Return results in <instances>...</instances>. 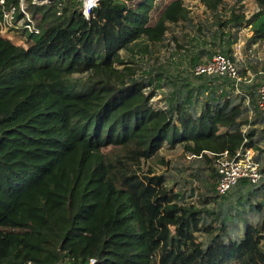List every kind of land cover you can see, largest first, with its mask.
<instances>
[{"label": "trees", "instance_id": "trees-1", "mask_svg": "<svg viewBox=\"0 0 264 264\" xmlns=\"http://www.w3.org/2000/svg\"><path fill=\"white\" fill-rule=\"evenodd\" d=\"M253 1L252 30L263 39L264 0ZM24 3L38 33L22 29L26 47L0 35V264H264V219L246 224L238 242L224 223L203 227L210 211L182 203L151 165L168 164L159 154L164 145L206 162L242 143L255 146L228 94L211 92L195 111L212 79L233 82L192 74L212 52L192 56L190 75L201 84L175 87L164 109L151 104L148 88L161 75L139 74L134 52L149 54L170 24L190 22L183 1L97 0L88 19L83 0ZM200 3L218 27L214 48L226 28L245 21L233 8L222 21L223 0ZM2 8L13 9L14 23L24 19L19 0H4L0 19ZM143 161L151 162L145 170ZM200 232L207 244L197 241Z\"/></svg>", "mask_w": 264, "mask_h": 264}, {"label": "rangeland", "instance_id": "rangeland-1", "mask_svg": "<svg viewBox=\"0 0 264 264\" xmlns=\"http://www.w3.org/2000/svg\"><path fill=\"white\" fill-rule=\"evenodd\" d=\"M182 1L189 9L190 22L170 24L164 40L161 43L149 45V54L134 52L133 65L140 69L139 74L148 71L145 75L146 79L149 74L152 77L161 75V78L148 88V90L154 88L155 92L151 104L155 108L164 109L175 87L182 88L181 85L189 84V87L196 88L202 83L190 75L192 56L199 54L202 50L212 52L211 55L216 53L231 55L241 81L235 85L231 81L225 83L222 79H212L211 89L196 98L195 111L199 113L210 100H213L214 96L211 92L228 94L227 97L234 100L241 109L237 121L241 124V129L247 135H251L248 139L255 145L253 148L256 158L263 169L264 115L260 113L257 106V88L264 85V38H256L252 30L258 7L253 0H242L238 3L234 0H223L220 6L222 21L226 20L232 8L236 12H243L245 21L237 28L225 29L223 42L226 39L236 38V42L230 49H227L226 43L223 44V42L214 48L218 41L214 42L215 44L213 41L210 42L212 32L217 31L218 37L219 31L212 15L205 10L200 0ZM24 2L25 0H23L25 9ZM32 2L39 5L47 4V2L37 3L36 0ZM22 29L24 25H20V29H12L3 25V20L0 19L1 37L17 46L26 47V35ZM193 38L204 39L206 43L203 46L192 44ZM121 55L127 59L131 58L129 52L122 51ZM207 59L204 54L200 56L201 61ZM173 113L176 122L175 112ZM159 154L168 161L167 165L143 161V169L145 170L151 163L158 174L164 175L166 186L181 194L182 203H195L208 209L210 212L204 213L202 218L203 227L209 224L220 227L224 223L227 227V237L238 242L242 238L246 224H260L264 219V181L259 185H252L241 179L226 195L218 196L215 193L217 178L214 159L210 154L211 160L206 162L195 156L184 154L179 144L174 147L164 145ZM246 184L248 185L244 187ZM258 206H261V209L258 210ZM196 237L200 243L209 242V235L204 232L197 233ZM262 247H264V240Z\"/></svg>", "mask_w": 264, "mask_h": 264}, {"label": "built area", "instance_id": "built-area-1", "mask_svg": "<svg viewBox=\"0 0 264 264\" xmlns=\"http://www.w3.org/2000/svg\"><path fill=\"white\" fill-rule=\"evenodd\" d=\"M96 3L97 0H83L81 12L86 19L89 18L90 12L96 6ZM3 4L4 0H0L1 7H3ZM19 7L24 19L16 23L13 22V9L5 11L2 8L3 25H7V27L12 29H20V25H24V29H28L27 31L30 33L37 34L38 29L24 11L23 0H19ZM192 74L194 76L226 77L231 79L235 85L241 81L234 61L221 53L214 54L207 63L196 65L192 69ZM257 94V106L260 113L264 115V85H260L257 88ZM195 157L200 158L201 156ZM214 165L217 178L215 192L218 196L226 195L241 179L252 185H259L264 181V174L261 172V166L256 158L255 150L245 146L244 143L231 155L227 151L216 154ZM94 263V260L89 262V264Z\"/></svg>", "mask_w": 264, "mask_h": 264}, {"label": "water", "instance_id": "water-1", "mask_svg": "<svg viewBox=\"0 0 264 264\" xmlns=\"http://www.w3.org/2000/svg\"><path fill=\"white\" fill-rule=\"evenodd\" d=\"M54 0H36L37 3H42V2H47V3H50Z\"/></svg>", "mask_w": 264, "mask_h": 264}, {"label": "crops", "instance_id": "crops-1", "mask_svg": "<svg viewBox=\"0 0 264 264\" xmlns=\"http://www.w3.org/2000/svg\"><path fill=\"white\" fill-rule=\"evenodd\" d=\"M220 131H224V129H221ZM242 131L244 132V130L242 129ZM183 152V151H182ZM215 174H216V172H215Z\"/></svg>", "mask_w": 264, "mask_h": 264}]
</instances>
